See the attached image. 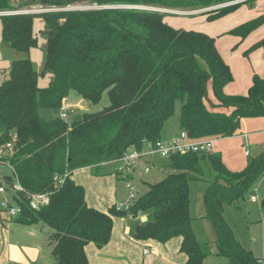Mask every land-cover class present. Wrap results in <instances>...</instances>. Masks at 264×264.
<instances>
[{
  "label": "trees",
  "instance_id": "trees-1",
  "mask_svg": "<svg viewBox=\"0 0 264 264\" xmlns=\"http://www.w3.org/2000/svg\"><path fill=\"white\" fill-rule=\"evenodd\" d=\"M238 1L0 0V13H9L0 16L1 38L16 52L28 54L37 46L33 20L43 21L41 75L51 77L46 87H39V74L26 58L12 62L0 84V164L14 171L23 189L11 194L10 205L19 208L17 215L9 216L0 206V222L4 213L18 225H46L51 230L48 242L54 264H89L85 247L108 245L116 217L134 221L133 240L165 244L179 238L183 264H203L212 253L192 229L189 182L196 179L191 174L202 175L201 163H207L216 174L204 194L206 218L217 236L213 254L229 264H263L235 238L224 209L252 193L264 176V148L239 172L228 170L219 152L172 155L167 158V175L147 184L146 191L124 210H116L115 205L106 212L89 207L83 187L71 179L74 171L89 168L95 176L131 180L111 163L162 140L177 103L181 104L179 132L194 140L233 138L240 134L242 120H264V78L254 75L246 95L226 94L224 88L233 76L214 39L171 27L164 21L167 13L161 11L223 5L206 12L207 20L213 21L239 8ZM85 4L95 8L67 9ZM33 7L43 11L27 12ZM263 24L261 14L228 34L245 38ZM263 46L264 39L250 50ZM70 91L89 104L98 103L107 92L109 105L65 121L59 114ZM5 183L12 184L13 176ZM27 194H46L49 202L32 210ZM143 214L149 219L140 222Z\"/></svg>",
  "mask_w": 264,
  "mask_h": 264
},
{
  "label": "rangeland",
  "instance_id": "rangeland-1",
  "mask_svg": "<svg viewBox=\"0 0 264 264\" xmlns=\"http://www.w3.org/2000/svg\"><path fill=\"white\" fill-rule=\"evenodd\" d=\"M256 1L246 3L242 7L244 10L252 11L255 7ZM223 6V5H222ZM216 6L208 9H202L199 12L186 10H161L167 13L164 21L175 29L186 31H197L204 34L213 35L214 41H220L225 38L230 41L232 38H242L240 36H232L228 34L227 29L233 27L232 25L238 21V13L236 10L228 13L220 19L213 21L207 20L206 12L222 7ZM95 8L94 5H74L67 7L68 10H85ZM130 8V7H125ZM204 10V11H203ZM43 10L40 7H33L27 12L38 13ZM252 13H256L252 11ZM9 13H0V16ZM261 15V14H259ZM257 15V16H259ZM256 15L253 17H257ZM244 19V18H243ZM253 19V18H252ZM264 26L261 25L258 29ZM257 30V29H256ZM44 23L40 18L33 20V33L37 38V46L32 48L28 54L16 52L12 48L5 45L1 38V21H0V84L7 78L9 66L16 60L28 58L33 66V69L39 74V87H46L51 80L50 75H41L43 71L44 57H45V38L43 35ZM227 31V32H226ZM255 31V30H254ZM258 32V31H257ZM256 34V33H255ZM232 54V53H231ZM225 55V54H223ZM224 57V56H223ZM208 98L212 102L214 100L212 92L209 90ZM83 100L70 91L66 97L64 104L66 106L67 119L65 121L71 122L79 119L83 114H93L102 111L109 105V98L107 92H104L101 100L96 104L81 105ZM180 103L176 104L174 116L170 118L164 125L161 133L163 139L171 135H176L179 132L178 119L180 115ZM42 116L46 117V113L42 112ZM254 124H253V123ZM258 122V123H257ZM250 120L246 125V131L251 134L248 138L237 136L221 142V154L223 157V164L232 172H239L244 169L253 158H255L264 147V133L257 132L262 121ZM249 150L250 155L244 156V151ZM153 164L149 173H143L141 180L145 183L153 184L161 181L169 172V170H162L161 165H168L167 158H161L157 155L152 158ZM202 175L191 174L193 179L189 182V198H190V217L192 219V228L199 243H207L208 249L212 255L208 256L203 264H229L225 258L217 257L213 253L216 252V233L206 218V210L204 205V194L210 183L215 178L216 174L209 167L207 163H201ZM107 168V169H106ZM104 170L109 171L111 166ZM12 173L8 166L0 164V183L5 187L6 177H11ZM139 178L134 181L135 195L134 198L143 194L147 184H142ZM253 193L247 192L244 199L238 204L231 207H225L224 219L228 227L232 230L233 235L239 241L240 245L252 252V254L264 262V176L260 177L252 188ZM256 194V195H255ZM251 195H255L257 201L251 202ZM5 200L12 204L11 193L7 191L4 195ZM118 198L127 201L128 192L125 189V183L118 182ZM3 199L0 197V204ZM125 207V205L123 206ZM129 220L127 226L132 228L134 221ZM140 221V220H139ZM6 230V229H5ZM51 230L44 224H39L33 227H24L11 223L6 231L0 229V243L2 247L7 244L13 245L9 249L8 264H21L26 260L31 259L32 252L38 250L39 255L37 259L31 264H54L50 251L51 248L48 242V236ZM36 250V251H34ZM33 254V255H34ZM15 260V261H14ZM262 262V263H263ZM264 264V263H263Z\"/></svg>",
  "mask_w": 264,
  "mask_h": 264
},
{
  "label": "crops",
  "instance_id": "crops-1",
  "mask_svg": "<svg viewBox=\"0 0 264 264\" xmlns=\"http://www.w3.org/2000/svg\"><path fill=\"white\" fill-rule=\"evenodd\" d=\"M244 1L245 0H240L236 2L241 3L239 9L236 10V13H238V21L232 25L233 27L228 28L227 31L254 18L253 15L257 16L259 14H264V0H255V7L254 9H252V11L256 13H252V11L248 10L246 12V9L244 10V8L242 7L243 5H245L242 3ZM194 11L199 12L200 10ZM206 35L210 37L213 36L209 33H207ZM263 39L264 26L251 32L245 38H232L230 41H226L225 38H223L220 41H215V47L218 53L220 54L223 61L229 66V69L233 76L232 83L224 88V92L226 94L246 95L254 75L260 78H264V46L250 50L253 45L257 44ZM48 117L49 116L46 113V118ZM250 120H254L256 122L262 121L257 132L264 133L263 119H245L241 122V132L238 136L248 138V135L251 133L249 131H246L245 125ZM178 133L176 135H171L165 139L161 137V139L164 141H169L176 137ZM227 139L231 138L216 139V141L214 142L213 151L219 152L221 154L220 144L222 141ZM246 151L248 152V155H246ZM246 151H244V156L248 157L250 155V151ZM152 164L153 160L151 159L150 167H152ZM160 167L165 171L167 169V164H163ZM150 171L151 168L149 169V172ZM142 174L143 172L141 170H137V174L132 178L133 183L138 178L139 180H141ZM71 179L76 184L83 187L85 191L86 203L91 208H94L101 212H106L110 206L124 202L123 199L118 198V182L116 181L114 175L95 176L89 168H83L74 171L72 173ZM140 182L142 184H149L143 182L142 180ZM262 205H264V201L262 202ZM148 219V214L139 216L140 222H145ZM1 220L2 221L0 222V229H3L4 231H6L8 227H10V224L13 223L4 213L1 214ZM128 222L129 220H125L122 218H113V229L108 245H106L102 249H97L93 244H88L85 247V253L89 264H183L185 262V256L179 253V238H174L165 244H160L154 241H135L131 238L132 228L127 226ZM24 227L31 228L33 226ZM12 247L13 245L11 244H7L6 247H2L0 243V264H8L7 260L8 258H10L9 249ZM144 250H147V252L144 253ZM33 254L34 253L32 252V254L30 255L31 259L28 260L27 264H31L37 259L39 251L37 250L35 254ZM260 260L262 261V259ZM21 264H26V260H24V263Z\"/></svg>",
  "mask_w": 264,
  "mask_h": 264
},
{
  "label": "built area",
  "instance_id": "built-area-1",
  "mask_svg": "<svg viewBox=\"0 0 264 264\" xmlns=\"http://www.w3.org/2000/svg\"><path fill=\"white\" fill-rule=\"evenodd\" d=\"M66 106H62L60 110V118L63 120L67 119V114L65 112ZM218 138H209V139H200L194 140L188 138L185 132H179L176 137L169 141L158 140L154 144H149L142 151H129L120 159L112 162L115 170L121 174V176L130 175L132 178L137 174V170H141L143 173H148L150 169V160L153 156L157 155L161 158H169L172 155H183L188 152L193 153H210L213 151L214 142ZM9 147V146H8ZM246 155L248 152L246 151ZM12 171L13 183L5 187L0 183V197L3 201L0 204L1 208L7 212L11 217H14L19 212V208L15 205H10L4 198V194L7 191V188L10 192H23L21 185L19 184L17 177ZM63 178L57 180L58 185H62ZM125 188L128 192V200L122 203L115 205L116 210L127 209L132 201L135 199V188L133 186V181L127 180L124 181ZM29 207L32 210H39L42 207L46 206L49 202V198L46 194H27ZM251 202H256V196L251 195ZM125 205V207H123ZM147 250H144L146 253Z\"/></svg>",
  "mask_w": 264,
  "mask_h": 264
},
{
  "label": "water",
  "instance_id": "water-1",
  "mask_svg": "<svg viewBox=\"0 0 264 264\" xmlns=\"http://www.w3.org/2000/svg\"><path fill=\"white\" fill-rule=\"evenodd\" d=\"M81 105H87V102L83 100V101L81 102Z\"/></svg>",
  "mask_w": 264,
  "mask_h": 264
}]
</instances>
